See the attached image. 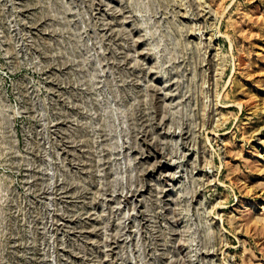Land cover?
I'll return each mask as SVG.
<instances>
[{
	"label": "rangeland",
	"instance_id": "1",
	"mask_svg": "<svg viewBox=\"0 0 264 264\" xmlns=\"http://www.w3.org/2000/svg\"><path fill=\"white\" fill-rule=\"evenodd\" d=\"M0 264H264V0H0Z\"/></svg>",
	"mask_w": 264,
	"mask_h": 264
}]
</instances>
